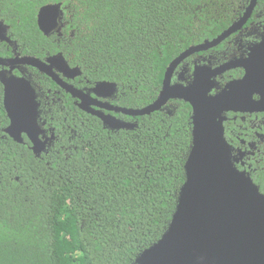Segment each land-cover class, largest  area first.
I'll use <instances>...</instances> for the list:
<instances>
[{"label": "trees", "instance_id": "16d2710c", "mask_svg": "<svg viewBox=\"0 0 264 264\" xmlns=\"http://www.w3.org/2000/svg\"><path fill=\"white\" fill-rule=\"evenodd\" d=\"M250 1L0 0V20L24 54L62 52L90 80L115 82L122 106L143 108L158 98L170 63L220 35ZM53 3H62L61 36L37 21ZM192 111L175 99L135 117L132 129L78 121L77 141L62 144L72 148L42 157L3 140L0 126V264H135L176 211Z\"/></svg>", "mask_w": 264, "mask_h": 264}, {"label": "water", "instance_id": "95a60500", "mask_svg": "<svg viewBox=\"0 0 264 264\" xmlns=\"http://www.w3.org/2000/svg\"><path fill=\"white\" fill-rule=\"evenodd\" d=\"M257 3L258 0H251L247 15ZM62 17V3L44 5L37 17L40 30L45 35L59 30ZM8 29L0 21V38L15 45L7 34ZM234 30L233 27L212 40L193 45L176 57L168 66L162 89L153 103L143 108L111 107L133 117L161 110L175 99L189 102L193 108V141L176 211L162 237L141 252L135 264H264V194L246 172L235 166L224 129L225 112L264 106V98L258 102L253 98L256 93L264 94V40L252 47L246 59L226 63L219 69L195 66L190 78L185 76V69L178 80H173L175 70L187 57L220 44ZM23 61L52 75L73 96H80L79 90L63 83L56 72L45 69L46 62L33 56L24 57ZM47 61L66 74L81 73L79 67L68 65L63 53ZM0 64L12 62L0 57ZM232 66L244 68L245 75L229 82L220 92L212 93L218 86L217 74ZM1 77L5 84L4 102L11 119L6 132L18 141H22V133H27L38 154L42 142L38 141L36 90L25 78L5 72ZM102 85L117 88L115 82H99L98 86ZM95 113L104 127L111 130L132 129L137 125L103 111Z\"/></svg>", "mask_w": 264, "mask_h": 264}, {"label": "flooded vegetation", "instance_id": "af4514ba", "mask_svg": "<svg viewBox=\"0 0 264 264\" xmlns=\"http://www.w3.org/2000/svg\"><path fill=\"white\" fill-rule=\"evenodd\" d=\"M249 4L245 7L242 14L223 32L233 27L236 30L231 32L220 44L207 50L198 51L187 57L175 70L173 75L174 81L178 80L179 74L184 72L183 70L185 69V76L190 78L195 66L209 65L213 69H219L223 68L226 63H233L235 60L248 58L252 51V47L264 40V8L255 7L254 10L247 15ZM243 17L246 18L243 19ZM60 23V29L53 31L47 36H51L52 34L61 36L63 24L62 21ZM7 34L16 44L12 45L8 41L0 38V57L11 59L12 62V64L9 65L0 64L1 100L6 111V117L0 120V126L3 131L1 138L3 140L11 139L27 145L28 148L34 152V143L27 133H22V141H18L6 132V128L11 124V119L4 102L5 84L1 77V73L3 72L9 76L14 75L18 78L27 79L36 90L39 110L38 141L42 142L40 152L36 154L38 157L49 155L51 150L55 149L59 144L62 149L68 150L72 148V146L68 148L64 147L62 144L65 140L67 141V139L68 142L71 143L77 141V136L80 135L78 129H76V127H78V121H80L83 126H86V122H89L92 118L93 120L99 119L103 124V121L98 117L95 111H103L119 119L137 123L135 117L111 109V107H124L119 102L120 88L117 84V88H113L109 85H102L99 87V82L102 81L90 80L84 75L79 66L71 65L65 57L71 68L79 67L81 69L80 74H66V72L60 70L57 65L47 61L48 58L62 52L48 54L43 57L24 54L18 42L13 38L10 26ZM30 56L37 57L41 61L46 62L47 65H44V68L56 72L63 83L72 85L79 90L80 96H73L72 93L52 75L40 69L38 66L23 61L24 57ZM244 75L245 69L240 66L226 68L221 73L217 74L216 80L218 86L212 93L220 92L229 82L240 79ZM253 98L258 102L264 98V94L256 93ZM224 116L225 138L232 148L235 166L240 171L246 172L264 194V106L261 107L258 105L256 107L253 105L250 109L245 111L229 110L224 113Z\"/></svg>", "mask_w": 264, "mask_h": 264}]
</instances>
